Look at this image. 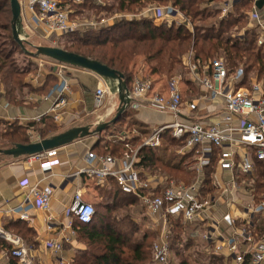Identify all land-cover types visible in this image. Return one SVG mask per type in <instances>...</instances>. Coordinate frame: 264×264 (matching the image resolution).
I'll return each mask as SVG.
<instances>
[{
	"label": "built area",
	"instance_id": "obj_1",
	"mask_svg": "<svg viewBox=\"0 0 264 264\" xmlns=\"http://www.w3.org/2000/svg\"><path fill=\"white\" fill-rule=\"evenodd\" d=\"M87 1L91 0H26L25 7L30 15L31 24L41 28L44 37L59 40L75 33L110 27L104 25V21L92 19L93 21L87 22L89 19L87 17L85 20L71 18L74 12L71 7L81 6ZM239 1L233 0L234 3ZM95 2L99 3V0ZM226 12L227 9H224L223 15H226ZM74 13L79 15L76 11ZM139 16L152 17L154 21L161 20L169 25L186 22L180 12L172 6H150L138 15L117 16L116 21ZM250 16L252 21L258 19L255 13H251ZM262 43L263 39L260 38L259 45ZM182 61L184 68L190 73V79L201 89L199 96L191 101L184 100V80L181 76H175L167 81V94L161 91L155 92L151 79L141 75L135 76L132 88L129 89L128 108L138 111L152 107L170 118L164 125L155 126L152 133L143 138L137 146H133L131 138L120 135L117 141L123 142L125 146V151L120 157L87 152V166L78 170L76 175L83 176L87 181H93L99 186H103L109 178H112L122 193L138 199L143 209L151 216L160 234L159 241L153 246L151 264H172L170 247L167 243L170 233L168 225H171V220L179 221L182 225H192L195 228L192 237L201 238L204 244L210 246L214 254L224 256L227 261L230 260L226 264L231 262L264 264V236L257 239L252 233L256 216L259 214L264 216V199L258 205L252 198L248 206H243L242 212L235 198L236 195L245 192V189H242L244 183L238 180L239 176L255 178L256 162H260L264 169L263 83L256 76H251L247 85L243 86L242 70L231 74L221 60L201 65L194 60L192 51L187 52L182 57ZM63 67L66 65L60 64L61 71L58 74L62 73ZM68 91L67 83H62L57 88L59 101H64ZM52 93L45 99H49ZM114 95L107 86H101L95 92V106L102 107L107 99ZM216 100L222 101L221 122L210 125L192 122L194 113L201 110L204 105L202 103L207 104V101ZM55 120H58L57 116ZM235 121L238 122L236 127L231 125ZM165 134H169L174 140H183L184 144L178 153H195V161L190 168L196 174L193 183L184 184L154 175H148L146 180L141 179L140 171L137 169V165L141 162L140 149L160 148ZM42 156L43 154L32 156L28 163L31 166L33 160L39 161ZM214 158L216 159L214 185L217 193L203 196L201 186L204 169L211 165ZM52 167V161L41 164L45 173ZM20 186L22 189L29 188L28 180H22ZM54 190L51 185L30 188V195L18 208L17 218L28 221L31 210L49 212ZM250 193L249 195L253 197L254 192ZM223 195L230 196L231 199L226 201V205L233 208V214L227 213L221 218H214L216 207L220 204ZM68 211L78 222L89 224L95 214V207L83 200V192L79 189L74 193ZM53 226L47 224L48 231H51ZM72 226L70 221L64 226V230L69 229L74 235ZM224 227L230 228V235L223 231ZM0 235L12 244L10 255L11 258L16 259L17 264H34L31 250L19 237H12L3 232ZM65 241L68 242L69 239H46L43 243L44 256L52 258L60 254ZM59 264H63L62 260Z\"/></svg>",
	"mask_w": 264,
	"mask_h": 264
},
{
	"label": "trees",
	"instance_id": "obj_2",
	"mask_svg": "<svg viewBox=\"0 0 264 264\" xmlns=\"http://www.w3.org/2000/svg\"><path fill=\"white\" fill-rule=\"evenodd\" d=\"M218 1L228 0H110L111 4L104 6L87 1L76 8L78 10L81 7L80 10L92 11L91 16L87 17L89 19L101 13L108 17L119 13L138 15L150 5L172 6L186 20H189L194 26V32H189L188 24L173 23L169 26L163 23L157 26L152 17L139 16L128 20L123 19L110 27L100 28L98 31L72 34L63 41L65 44L63 49L96 60L121 72L129 89L134 83L136 74L134 67L138 58L142 59L147 66V79L164 74L172 78L177 75L174 74L176 71L184 67L182 57L189 51L193 52L194 60L201 65L221 60L231 74L242 70L243 86L247 85L251 76H256L264 86V39L259 45L261 38L259 26L251 23L250 16L255 9L256 0H240L234 4L233 13L221 18L218 11L214 9L212 11V7H209L211 3ZM203 5L204 8H202ZM95 19L100 20L101 18L96 17ZM11 21L10 0H0V39H2L0 40V85L7 87L6 96L9 102L17 103L19 97L26 90L29 92L31 89L25 80L28 70L16 67L15 61L11 62L15 59L17 52L23 51L13 39ZM184 82L191 84L188 79H184ZM123 119L125 120L124 115L117 123ZM43 123V128L35 123L28 127L34 126L42 139L57 133L54 124L46 119ZM117 123L111 125L108 130L115 128ZM133 125L138 133L145 134L146 130L140 125L137 123ZM8 127L9 130L0 136L2 140L8 139L4 147L12 148L16 144L30 143L26 132L28 128L25 129L17 123L10 124ZM142 138V136L133 138L131 141L133 146L140 144ZM183 144V140H174L169 134H165L160 148L142 147L139 151L141 162L137 165L141 179L146 180L148 175H155L173 180L178 177V173H182L190 174L192 178L181 181L178 177L177 182L193 183L196 175L190 168L195 161V153L176 154L177 148H181ZM124 151V143L115 141L112 146L104 145L101 151L95 153L120 157ZM215 171L216 159L214 158L211 165L204 169L201 186L203 196L213 195L216 191L212 181ZM238 180L244 183L246 188L253 189L254 201L259 205L264 199L262 164L256 162L254 181L252 177L245 175L239 176ZM103 196L105 200L95 205V214L89 224L75 221L79 227L78 241L84 245L85 249L77 252L73 264H151L153 243L150 239L154 236L150 231L141 233V226L135 219L133 210L140 205L138 199L122 193L117 186L103 191ZM171 224L170 246L176 256L182 258L181 264L227 263L224 256L214 254L210 246L204 243L205 252L193 249L195 256L193 259L189 256L190 254L185 256V250H190L194 242L186 237V226L176 220H171ZM14 225L15 234L23 238L26 243L34 244L31 237L32 232L26 225L20 221H15ZM0 247L7 248V244L0 240ZM9 264H17L16 259L10 258Z\"/></svg>",
	"mask_w": 264,
	"mask_h": 264
},
{
	"label": "crops",
	"instance_id": "obj_3",
	"mask_svg": "<svg viewBox=\"0 0 264 264\" xmlns=\"http://www.w3.org/2000/svg\"><path fill=\"white\" fill-rule=\"evenodd\" d=\"M93 1L98 6L111 4L110 0H99V3H96L95 0ZM257 1L258 0H256V2ZM22 4L24 27L22 37L34 46L57 47L60 43V39L54 40L53 38L48 37L43 38V32L41 28L34 27L30 22V15L27 11V8L25 7L26 0H23ZM234 4L235 3L233 0H228L225 2H220L217 5L213 3L210 5L212 9L220 13L221 18L226 17L229 13L234 12ZM150 6L156 7L155 5ZM150 6H148V8ZM79 8L81 9V7ZM80 9L75 11H77L78 14L84 15L85 17L89 16L86 14L88 13L87 10ZM224 9H227L226 15H223ZM251 13H255L258 16V19L253 21L252 24L259 26V33L261 38L264 39V7L262 9H258L255 6V9ZM92 19L98 20L95 18H91V20ZM154 23L155 25L160 26L164 22L157 20L154 21ZM114 24L115 23L113 22L109 25L112 26ZM26 49L34 53V50H32L30 47H27ZM28 56H30L33 60L35 58L31 55ZM49 61L48 67L42 70V66L39 69L34 67V70L27 68L28 74L26 82L29 85L31 92H27L28 90H26L25 93L19 97V101L17 103L9 102L6 96V92L8 90L7 87L0 85L1 127H3L2 125L6 123H8V125L17 123L25 127V129L28 128L26 129V132L31 143L37 142L42 138L37 133L34 126H28L35 123L38 124V127L43 128V121H45V119L56 126L57 133L55 134H59L74 127L96 126L98 123L106 122L115 116L117 109L120 106L119 95L117 93L114 96L109 97L102 107L97 108L95 106V92L101 86H107L105 80L99 78L91 72L67 65L66 67H63L62 73L58 74V72L61 71L60 64L51 59H49ZM134 68L136 72L135 76L139 75V72H141L145 78H148V69L142 59H140L138 63L136 62ZM32 73H37L36 75L34 74L35 79L33 82L29 80V77H31ZM149 79L153 81V89L155 92L161 91L163 94L168 93L167 82L165 80H162L161 78ZM188 80L191 82V84L184 82L188 86L183 90V97L184 100L191 101V97L187 98L185 91L186 89L190 90V85H194L195 83L190 79V77ZM62 83H67L69 86V91L65 95L63 102L59 101L58 93L56 92L57 88L60 87ZM196 87L199 88V90H196L195 92L198 97L201 89L198 85ZM50 93H52L51 97L49 99H45V97L50 95ZM202 104L201 110H198L194 113L195 117L193 118L192 122L210 125L222 121V101H207V104ZM55 116L58 117V120H55ZM124 118L125 120L135 118L136 120H133V123H137L142 129L146 130L145 134L141 135L137 132L133 137L128 136L126 133L121 134L127 135V137H130V140L132 141L133 138H139V136L140 138L141 136L143 138L148 137L152 133V129L155 126L164 125L170 117L167 116V114L156 110L155 108L147 107L138 111L127 108ZM144 118L148 119L145 120ZM231 125L236 127L238 126V122H232ZM97 137L99 136L78 140L53 152L44 153L39 161L33 160L31 166L28 163L31 157L16 159L0 154V233L3 232L12 237H19L31 250V258L34 264H59L61 260L63 264H73V259L76 253L79 250L85 249L84 245L78 241L77 230L79 227L75 224L76 220L70 216L68 211L72 204L74 193L81 189L83 192V200L95 207V205L99 203V198L101 196H99V194H102L103 196V191H107L114 186L118 187L112 178H109L103 186H99L93 181H87L83 176L76 175L78 170L87 166V152H99L105 145V142H99ZM6 140L8 139L4 138L3 140H0V149L10 148L9 146L4 147ZM46 161H52L53 167L45 173L41 168V164L42 162ZM216 175V178L218 179V172ZM24 179H27L29 182V188L27 189H22L20 186V182ZM252 179L254 181L253 177ZM46 185H51L53 188H55L51 203V210L49 212L31 210L30 219L28 221H21L19 218H17V211L19 210L18 208L30 195V188H42ZM244 187L246 188L245 185ZM251 191H253V189L246 188L245 192L248 194L245 192L244 194H238L235 196L236 200L240 202V197L243 195L248 198L247 202H251V199L254 198V194L253 197L249 195L251 194ZM222 197L223 198L221 199L220 204L216 207L217 210L213 215L214 218H221L227 213L233 214V208L226 205V201H230L231 199L230 196L223 195ZM247 204L245 206L249 205ZM241 210L243 212V209ZM15 221L22 222V224L26 225L31 230V237L34 244L31 245L26 243L23 238L15 234ZM70 221L73 225L72 230L74 231V235L71 230H64V226H67ZM47 224L54 225L51 231H48ZM223 231H225V233L228 235L231 234V230L228 227H224ZM252 233L257 239L264 236L263 215L259 214L254 219ZM61 238L69 239L68 242L65 241L63 251L52 258H46L43 252L44 241L46 239ZM0 240L7 244V248L9 247V249L0 247V264H9L12 244L3 239L1 235ZM227 262H230V260Z\"/></svg>",
	"mask_w": 264,
	"mask_h": 264
},
{
	"label": "water",
	"instance_id": "obj_4",
	"mask_svg": "<svg viewBox=\"0 0 264 264\" xmlns=\"http://www.w3.org/2000/svg\"><path fill=\"white\" fill-rule=\"evenodd\" d=\"M10 7L12 13L11 24L13 39L26 54L34 57L42 56L59 64L91 72L92 74L105 80L107 87L112 93H117L119 95L120 106L117 109L115 116L109 122H101L94 127H74L49 138L41 139L37 142H31L29 144H16L12 148L0 149V154L19 159L53 152L57 149L72 144L75 141L98 136L103 131L110 128L111 125L116 124L125 114L130 102L128 99L130 91L125 82L124 75L121 72L116 71L96 60L69 52L63 48L51 46H34L22 37L24 27L22 6L20 1L10 0ZM256 7L258 9H262L264 7V0H258L256 2ZM27 46L34 50V53L28 51L26 49Z\"/></svg>",
	"mask_w": 264,
	"mask_h": 264
},
{
	"label": "rangeland",
	"instance_id": "obj_5",
	"mask_svg": "<svg viewBox=\"0 0 264 264\" xmlns=\"http://www.w3.org/2000/svg\"><path fill=\"white\" fill-rule=\"evenodd\" d=\"M19 1H20V3L23 2V0H19ZM220 2L221 1H218V2H216L214 4L217 5ZM209 7L211 8V6H209ZM202 8H204V5L202 6ZM71 10L75 12V10H77V8L76 7H71ZM212 11H213V9H212ZM74 12L72 13L71 18L77 19V20H85V16L84 15H81V14L77 15ZM90 13H92V11L91 12H88L86 14L90 15ZM126 15H132V14H129V13H119V14L111 15V16L108 17L106 14L101 13L98 16L97 15H94V17H92V18L99 17L101 19L98 20V21H104L105 22V23H103L104 25H109V24H111L113 22L114 23L115 22H118V21H116V17L117 16L118 17H121V16L122 17H125ZM218 15L221 16L220 13ZM89 21H91V19L90 20L89 19L87 20V22H89ZM251 23H253L252 20H251ZM185 24H188L189 25V28H190V31L189 32H194V26L192 24H190L189 20H186ZM42 37L44 38V33H42ZM51 38H53V37H51ZM67 38L68 37H64V38L60 39V43L58 44L57 47L63 48L65 46V44L63 43V41H65ZM0 40H2V39H0ZM22 52H20V51L17 52V54L15 55V59L11 60V62L12 61H15L16 62V67H18V68H20L22 70H27V68H30L31 70H34V67H36V69L37 68L39 69L41 66H42L41 67V70H42V69H45V68L48 67V64H49L48 62H50L49 59H47L45 57H35L34 60H33V59H31L30 56H28L27 54H25L24 52L22 53ZM186 54L187 53H185L184 55H186ZM139 60H140V58H138L136 62L138 63ZM34 74L36 75L37 73H32L31 77H29V80H31V82H33V80L35 79V75ZM174 74H177L175 76H181V78H183V80L184 79L186 80V79H188L190 77V73L184 67L180 68V70L179 71H176ZM139 75H141V76H143L145 78V76L143 75V73L139 72ZM147 76H148V70H147ZM26 78H27V76H25V80H26ZM151 78H159V79L161 78L162 80H165L167 82L168 80L172 79L173 77L170 78L166 74H164V75H161V76H152ZM1 85H3V84H1ZM194 85L197 86L198 84L195 83ZM194 85H190V90L186 89L185 95L187 96V98H190L191 97V99H194V98L197 97V94H195V92H196V90H199V88L196 87V86H194ZM187 86L188 85H186V84L183 83V90ZM183 94H184V92H183ZM199 94H200V92H199ZM199 94H198V96H199ZM132 115H134V114H132ZM144 119L147 120L148 118H144ZM111 120L112 119H109L106 122H109ZM133 120H136V119L135 118H131L130 120H128V119L127 120H124L123 119V121L117 123L116 127L113 128L115 130L112 129L111 131H109L107 129V130L103 131L100 134V137H97L98 141H100V142L101 141H104L105 142V145L108 146V147H110V146H112V144L115 141H117V138L122 133H126L130 137L131 136L132 137L135 136L136 133H137V131L134 128ZM149 120H150V118H149ZM2 126L3 127L0 126V136H1L2 133L7 132L9 130V127H8L9 125L8 124H3ZM117 132H119V133H117ZM0 140H2L1 137H0ZM181 148H177L178 150H176V152H177L176 154H179V155L181 154L182 155V153H180V152L178 153V151H180ZM214 175H215V173L212 176L213 184H214V181H215L214 180ZM177 176L181 179V181H187V180H190L192 178V176L190 174H186L185 175V174H182V173H178ZM178 177L175 178V179H173V180L177 182V180L179 179ZM201 178H202V176H201ZM170 180H172V179H170ZM242 189H246V188L245 187H242ZM216 193H217V189L214 192V194H216ZM99 196H100L99 202H103V200H105V199L103 198L102 194H99ZM247 200H248V198L246 196H243L242 195L240 197V202H239L240 205H241L239 207L240 209H242V206H245L247 203H250V202H247ZM133 210H134L135 219L138 221V223L141 226V233L142 232L143 233L144 232H149V231L152 232V234H153L154 237L152 239H150V242L153 243V245H152V250H153L154 244L156 242H158L159 241V238H160V234L158 232V229L155 227V224L153 223V220L150 218L151 216L144 209H142V207L140 205H137L135 207V209H133ZM184 226L187 227V231L185 233L186 234V237L191 238L193 240V242H194L192 248L190 250H188V251L185 250L184 253H186L185 256H187L188 254H190L189 256H191V258L193 259L195 257L193 255V251L194 250H196L198 252H200V251H204L205 252V249H204L203 242H202V239L201 238L198 239V237H192V234H193L195 228L192 225H184ZM242 227H243V225H242ZM171 228H172V224L171 225H168V229H169L170 233L168 234V237L169 238L167 239V243L169 244V247H170L171 262H172V264H181L182 258L180 259V257L176 256V254L174 253V251L172 250V248L170 246ZM182 235L185 236L184 233H182ZM166 238H167V235H166ZM76 255H77V253H76ZM230 264H235V263H232L231 262Z\"/></svg>",
	"mask_w": 264,
	"mask_h": 264
}]
</instances>
